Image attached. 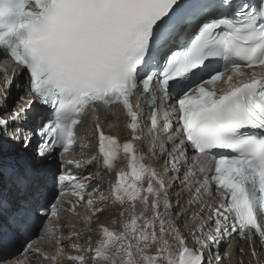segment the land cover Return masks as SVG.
I'll list each match as a JSON object with an SVG mask.
<instances>
[{"label":"snow or ice","instance_id":"obj_1","mask_svg":"<svg viewBox=\"0 0 264 264\" xmlns=\"http://www.w3.org/2000/svg\"><path fill=\"white\" fill-rule=\"evenodd\" d=\"M0 56L26 75L15 107L8 106L11 79L0 89V209L11 203L16 231L40 223L42 236L69 229L55 240V254L29 241L20 255L41 264H219V245L235 234L249 242V264H264L255 247L258 237L264 252V0H0ZM145 102L150 130L159 126L161 102L178 125L177 136L168 137L172 151L163 149L171 157L166 163H187L189 145L202 158L203 182L193 184L191 169L184 178L189 206L204 204L213 185L222 197L218 205L204 204L207 220L190 229L196 248L171 215L165 182L146 163L155 149H141ZM116 105L131 135L123 143L105 133L99 116ZM88 115L96 152L65 159L88 147L76 131ZM93 165L97 170L87 175L73 171ZM102 170L115 175L110 198L121 206L120 230L92 227L109 199L89 190ZM96 193L98 200H85ZM69 195L74 199H61ZM82 204L89 214L77 211ZM62 212L83 227L61 224ZM0 264L26 260L0 258Z\"/></svg>","mask_w":264,"mask_h":264},{"label":"clouds","instance_id":"obj_2","mask_svg":"<svg viewBox=\"0 0 264 264\" xmlns=\"http://www.w3.org/2000/svg\"><path fill=\"white\" fill-rule=\"evenodd\" d=\"M88 141H89V138H86L87 144H88ZM96 149H97V146H94L93 151L91 152L90 155L94 154L96 152ZM96 170H97V166L93 165L90 167H84V168L80 169L79 171H81L85 175H87L89 172H95ZM157 171L160 174V178L163 181H165L166 190H167V187H168L167 183H166V174L167 173H166L165 167H162ZM162 172H164V173L162 174ZM114 181H115V175L111 178H106V181H104V182L93 180L90 182V186H95V188H99L103 183H107L110 185V182H114ZM181 192H180V194H183ZM106 196H108L109 199L105 202L107 205L105 211L110 210V209H114L115 205L111 201L110 190H109L108 195H106ZM91 197H93V195ZM94 197H97V196L94 194ZM88 198L89 197L86 195L85 200H87ZM61 199L62 200H71V199H74V197H71L69 195L66 197H62ZM189 200H190V198H187V199L183 200L182 202H178L176 205V204H173L174 201H172L170 199L171 210L175 211L174 214L176 215V216L174 215L172 217L176 221L178 226L179 225L183 226L182 223H184V221H189L190 225L193 226L194 223L199 224L202 222V220L203 221L207 220V217L210 213L206 208H204V204H211L214 206L218 205L216 203V199H214L213 201L204 200V204H200L201 209H198L196 207V205L190 207L188 204ZM5 204L7 205V208L5 210V213H7V214L4 218V220H2V221L0 220V225H3V228H4V232L0 233V238H1L2 242H4L5 244H4V246L3 245L0 246V258L11 259L13 257H17L20 260H23L22 255H20V253L22 252V249L27 242L32 241V242H34V246L42 248V246L39 245V242L44 241L46 239V236H42L43 223H40L38 225L34 224V225L30 226L28 228V230L16 231L14 228L11 227V225L9 223L10 219H11L12 205L8 201H6ZM64 207H67V205H65ZM181 208L187 209L190 212V215L184 216L180 212ZM204 210H205V212H204ZM77 211L80 213L81 216L89 214V211H87L85 204H82L80 207H78ZM42 219H43L44 223H51V224L56 223L55 218H53L51 221H48L47 218H42ZM60 222H61V224L75 223V224H77L78 227H81V228L83 227V221L79 217H77L76 215H73V214L68 213V212H62L61 217H60ZM98 224H101V223L98 222V219L94 218L93 225H92L93 229H95ZM6 230H9L13 234L15 240L12 241L10 239V238H12V235L7 233ZM60 232H62L64 236L69 235V229L68 228H61ZM93 232H95V231H93ZM47 237H52L56 240V236H47ZM92 240H93V238H92ZM239 242H245L246 244H248V241L241 239L234 234L232 239L224 241L219 245V249H218L219 255H220L219 264H221L224 261L229 260V257L234 256L236 254V250H237ZM92 244H93V242H92ZM47 245H48V242L44 243V246H47ZM188 246L190 248H196L197 244L195 243V240H194V243H191ZM255 247L257 249L258 254L264 256V252H261L260 243L256 244ZM49 249L53 250V248H49Z\"/></svg>","mask_w":264,"mask_h":264},{"label":"bare ground","instance_id":"obj_3","mask_svg":"<svg viewBox=\"0 0 264 264\" xmlns=\"http://www.w3.org/2000/svg\"><path fill=\"white\" fill-rule=\"evenodd\" d=\"M0 67H2V69L7 68L9 70L7 72V74L8 75L10 74L9 76H12L11 78H17L20 75L18 73V70L13 68L7 62H5V60L2 58V56H0ZM23 78L25 79V77H23ZM23 78H19L17 80V82H12V84L17 83L18 89L14 90L13 88H10V89H13V91L9 95V105H8L9 107H11V106L15 107V104L18 101L19 97L22 96V94H21L22 88L19 87V85H20L21 80ZM6 81H8V80H6ZM5 86H6V82L2 81V78H1V75H0V89H3ZM13 102H14V105H13ZM36 107L39 108L38 105H36ZM162 138L163 137L161 135L157 134L155 131H153L152 135L147 134L145 136L146 143L149 144L151 148H154L155 152L157 151L160 154H162V158L165 160L166 159L165 156L167 154L163 151V149L166 148L169 151L172 148V146L169 145L167 142L163 144L161 140H158V141L154 140V139H162ZM150 155L153 156V154H150ZM164 163H166V161H164ZM173 163L176 165L175 162H173ZM186 164H187V167L189 166L188 169H191V170L197 172V176L193 180V184L198 187L199 184L196 183V180H199L200 182H203V179H204L203 176L200 175L198 170H197L198 166L192 165V163H190V162H187ZM163 173L164 172H162V174ZM208 175L210 176V174H208ZM166 183H167V186H168L167 187V194H168V197L171 200L174 201L173 204H176L178 202H182L183 200H185L187 198H190V199L192 198L191 194L187 190V187H186L184 181H181L180 184L178 185V184H176V180L175 179L168 178V179H166ZM212 188H213V186H212ZM99 189L101 191H103L105 196H106L109 193L110 185L107 184V183H103L100 186ZM181 191H182L183 194H180ZM194 191H195V187H193V192ZM211 192H212V195L210 197L206 195L204 197V200L213 201L214 199H216V194H215L213 189H211ZM114 205H115L114 209L106 210L103 214L99 215L98 222L102 223V224H105V225H107L109 227H115L117 230H120L121 224L123 222L122 218L119 217V211L121 210V206L118 205V204H114ZM196 207L198 209H201L200 204H196ZM6 208H7V205L4 204L3 208L0 209V213H2L0 215H3L5 213ZM141 210H142V205L138 203L137 206H136V211L139 213ZM180 212L184 216H189L190 215V212L187 209H184V208H181ZM204 212H205V210H204ZM171 215L174 216V212L172 210H171ZM112 220H115V224L114 225L111 223ZM182 224H183V226L179 225L178 227H179L180 232L185 236L188 245L191 244V243H194L195 238L189 234L190 229L193 226L190 225L189 221H184V223H182ZM6 232L9 233L10 235H12V238H10L12 241L15 240L13 234L9 230H6ZM256 241H257L256 244H258L259 243V238L258 237L256 238ZM248 244H249V242H248ZM248 244H246L245 242H239L237 250H236V254L234 256L229 257V260L224 261L221 264H240V261H243L244 264H249V262H250V260L252 258H251V249H250ZM241 248L244 249L243 253H241L239 251V249H241ZM261 256H263V255H261Z\"/></svg>","mask_w":264,"mask_h":264},{"label":"rangeland","instance_id":"obj_4","mask_svg":"<svg viewBox=\"0 0 264 264\" xmlns=\"http://www.w3.org/2000/svg\"><path fill=\"white\" fill-rule=\"evenodd\" d=\"M14 100V99H13ZM16 100V99H15ZM13 105H14V102H13ZM173 201V200H172Z\"/></svg>","mask_w":264,"mask_h":264}]
</instances>
